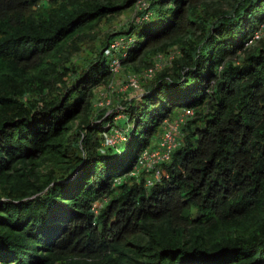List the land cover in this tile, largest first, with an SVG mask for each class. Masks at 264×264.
<instances>
[{
	"label": "trees",
	"instance_id": "16d2710c",
	"mask_svg": "<svg viewBox=\"0 0 264 264\" xmlns=\"http://www.w3.org/2000/svg\"><path fill=\"white\" fill-rule=\"evenodd\" d=\"M115 63L153 73L109 114ZM0 264H264V0H0Z\"/></svg>",
	"mask_w": 264,
	"mask_h": 264
},
{
	"label": "rangeland",
	"instance_id": "374dc122",
	"mask_svg": "<svg viewBox=\"0 0 264 264\" xmlns=\"http://www.w3.org/2000/svg\"><path fill=\"white\" fill-rule=\"evenodd\" d=\"M137 10H139V9H137ZM131 22H135L137 24L139 22V14L137 13L136 10H127L124 14L117 16L115 20H113L111 22L104 23L100 27V30L98 32L100 33V37H104L105 34H115V32H118L121 30L122 26L126 28L129 26V24ZM156 22H157L156 19L153 18V20L148 22L145 26L148 29H151L155 26ZM139 31L140 30H136L135 33L137 34V33H139ZM119 39L123 40V38H119ZM96 43L97 42L92 43L93 45L91 43L88 44L86 49H85V54L90 53L91 49L94 47V44L96 45ZM105 51H108V49H106ZM164 57H165V59L162 58L161 61H158V60L155 61V64H157L158 67L163 66L170 61L169 57L167 59H166V56H164ZM115 74H116V76L113 78V80L107 86L99 87V89H97V91H96L97 96H96L95 101L97 102V105H100V106H105V105L111 106L112 105L113 106V103H114L113 109H110V108H112V106L109 108L110 109L109 114L114 110L117 111V109L121 107L120 105H122V103L119 100H121V99H123L124 101L130 100L136 96H139V94L142 92L143 87L148 82L147 80L149 79V76H147L145 74L144 75L147 78L145 76L144 77L146 79L143 77V74L137 75V74L125 72V70L121 71L119 66H118ZM133 78H137V84H138L137 88L131 87L132 86L131 82H133V80H132ZM111 95H114V99L112 98ZM180 114L183 115L184 111H181ZM123 123H124V121L122 122V124ZM180 140H182V139H180ZM158 142H159V139L156 138L154 140L152 146L157 144ZM122 150L123 151L127 150L126 144H124V146L122 147ZM150 178H152V177L150 176ZM126 179L127 178H123L122 181H124Z\"/></svg>",
	"mask_w": 264,
	"mask_h": 264
},
{
	"label": "built area",
	"instance_id": "2783aa9c",
	"mask_svg": "<svg viewBox=\"0 0 264 264\" xmlns=\"http://www.w3.org/2000/svg\"><path fill=\"white\" fill-rule=\"evenodd\" d=\"M262 32L263 28L255 33L253 39L250 42L259 39L262 35ZM121 46H124V41L121 39L115 40L111 44L112 49H117ZM117 65L119 66L118 63L114 64L113 70L115 72L118 68ZM152 73L153 69H150L144 74L150 77ZM132 80L133 82H131V87L137 88V78H133ZM193 114L194 112L192 110H187L184 111L183 115H179L177 122H166L165 132L161 136L158 145L155 148L146 149L141 154L136 168L134 169V171H132V173H130V175L137 176V178H139L140 175L144 172L148 186H151L154 181L158 180L164 173L162 165L170 160L172 151L175 150L180 144L181 122L183 121L186 115ZM110 141H113V138L110 139ZM150 176L152 178H150Z\"/></svg>",
	"mask_w": 264,
	"mask_h": 264
}]
</instances>
